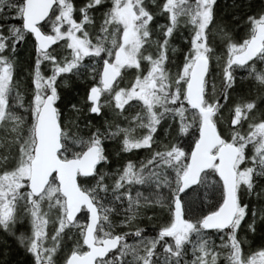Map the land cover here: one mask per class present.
<instances>
[{
	"label": "snow or ice",
	"instance_id": "snow-or-ice-1",
	"mask_svg": "<svg viewBox=\"0 0 264 264\" xmlns=\"http://www.w3.org/2000/svg\"><path fill=\"white\" fill-rule=\"evenodd\" d=\"M0 264H264V0H0Z\"/></svg>",
	"mask_w": 264,
	"mask_h": 264
},
{
	"label": "trees",
	"instance_id": "trees-1",
	"mask_svg": "<svg viewBox=\"0 0 264 264\" xmlns=\"http://www.w3.org/2000/svg\"><path fill=\"white\" fill-rule=\"evenodd\" d=\"M223 2H224V3H229V4H230V3L232 2V0H223ZM70 98H73V97H70ZM217 242H219V241H217Z\"/></svg>",
	"mask_w": 264,
	"mask_h": 264
},
{
	"label": "bare ground",
	"instance_id": "bare-ground-1",
	"mask_svg": "<svg viewBox=\"0 0 264 264\" xmlns=\"http://www.w3.org/2000/svg\"><path fill=\"white\" fill-rule=\"evenodd\" d=\"M217 243H219V242H217Z\"/></svg>",
	"mask_w": 264,
	"mask_h": 264
}]
</instances>
